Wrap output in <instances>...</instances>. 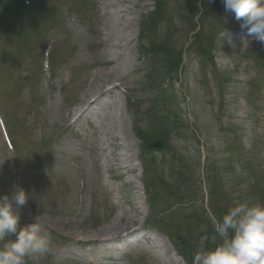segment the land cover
<instances>
[{"label": "rangeland", "instance_id": "obj_1", "mask_svg": "<svg viewBox=\"0 0 264 264\" xmlns=\"http://www.w3.org/2000/svg\"><path fill=\"white\" fill-rule=\"evenodd\" d=\"M122 5L114 3L107 8L111 15L109 20L105 14L101 15L98 13L94 29L96 30V35L94 37L91 36L90 40L91 46L95 49L97 47L96 57L89 56L87 52H81V46L88 44L85 41V32L89 27L84 26V33L81 37H77L66 19H64L63 25L68 29L69 36L65 43L56 48L54 56L57 62L56 85L60 86L62 84L66 87L65 93L68 95V102H74L73 105H76V107L80 105L81 99H84L82 98L83 94L94 80L100 83L99 90L109 89L114 85L123 87L119 91L110 90V95L104 97L105 101H109L112 104L109 117L110 113L115 114L112 117L113 127L108 121L105 122L103 119H99L102 125L101 122L97 121L98 129L96 130L95 126H93L91 132L85 133L86 142L90 146L94 145L100 149L98 154H92L90 159L83 158L80 152L73 148L72 143L76 142L73 135L69 131H64L58 127L54 129V123L59 122V110L63 107L62 102H58L55 96L53 99L48 94L45 96L41 91L40 93L37 92L39 127L36 130L30 123V119L27 118L26 107L28 105L25 101V95H22L21 100L18 102L15 100V94H11L13 85L6 83L1 87L2 93L5 94L3 95L4 106L14 131V137L18 143L17 147L21 161L28 167L19 177L17 176L16 184L10 183V181L12 182L11 175L13 171L7 163V153L0 138V195L7 194L13 188L19 187V183L29 192V201L24 207V215L21 221L30 223L31 218L37 214L46 218L48 230L52 235L53 252L43 257L41 263L46 260L47 263L53 260L54 264H82L80 263L82 261L74 257L72 253L81 252L87 255H96L99 248L97 249L95 246L91 248L92 245L82 248L78 243H83L89 238L112 236V234L117 233L122 235L126 230H130L137 224L147 221L145 209L140 214L135 207L128 205V203L127 206L123 207L119 202L114 203V201L113 203L116 204V207H113L110 198L105 195L103 190L104 188L107 189V176H109L110 167L112 166L116 169L118 166L114 164L118 163L124 156L131 157L139 154L141 142L137 139L135 140L136 142L131 140L133 136L132 127H138L143 129V131L149 129L150 133L152 131H160L158 125L150 126L151 119L144 120L142 118V114L152 107H148V101L144 100L140 103L142 97L139 95L141 89H144L146 82L150 83L147 80L150 79L151 75H153L154 80L159 81L162 77L160 65L157 67L154 65L151 68L150 62L141 66L138 61V51H143L141 45L148 46L150 44L147 37L144 40H140L139 35L137 36L138 25L141 20L140 14L143 11L144 13L149 12L150 9L148 8L150 6L144 9L142 2H139V0H123ZM94 11L91 9L90 12H87V22L85 21V23L88 24L91 21L92 24H95ZM231 23L232 26L235 24V27L239 28L235 18ZM203 25L206 35H209V33L216 35L215 51L213 52L219 59L216 67L221 72L226 68L228 69L226 70V76L229 81L224 83V90H227L228 98L231 100L235 95L239 96L240 99L239 92L244 94L248 91V87L244 85L245 83L236 79L245 76L240 73L245 66V62L239 58L243 50L242 45L239 46V51L235 49V44L233 45L234 48H228L225 40L218 36L221 29L217 25L215 26L212 23ZM111 26L113 28L116 26V29L113 30ZM144 29L147 31L146 27ZM183 30H185V27ZM183 30L178 31L173 27L172 33L168 35L162 26L155 31L157 38L153 39V41L156 44L159 43V45L165 43L174 50L185 51L189 46V39L187 31ZM115 36L119 37L120 40H115ZM50 37L52 36H48V38ZM105 39L113 42L114 46L106 45L107 41L105 42ZM73 42L76 43V52L73 50ZM139 44L141 48L138 50ZM248 55L252 56L251 53H248ZM97 57L112 63L101 64L98 62ZM84 62H87L88 65L94 62L95 65L89 68L85 66ZM187 62L188 67L184 76V83L181 86L182 91H179L177 95L183 98L184 110L190 112V115L188 113L190 118L188 116L183 117L196 123L200 142H197L193 137L186 141L195 154L186 153L187 155L183 157L184 167L182 174L176 169L179 167V159L175 163L176 157L173 154L168 155L166 158L167 163L164 160L165 157H161L160 154L157 155V158L161 164L160 166H162L161 178L166 184L172 186L174 183L181 182L180 189L187 192L188 185L182 184L185 180L190 184L191 188H194V192L197 195L204 196V203L180 208L181 198L176 199L174 197L179 204L176 207H172L173 209L177 208V210L167 216V221L180 223L181 228H169L162 225H156L155 227L158 231L170 235L174 240H178V243L183 241L189 251L191 249L196 253L201 248H209V245H204V241H198V234L205 232L207 227L205 223L197 224L195 218H185L192 212H201L204 207L207 209L208 188H212L211 190L218 197L216 202L218 210L221 203L225 209L232 206L235 202L258 203L259 201V203H264V120H262V124L250 121V116L245 120L248 107L247 109L245 108V102L242 100L238 101L236 99L234 102L227 103L225 111L224 106L220 108L218 104V84L212 71L206 69V67L199 66L192 55L187 57ZM115 64L121 67V72L119 71L120 78L117 80L111 78V75L108 76L114 72ZM67 69L69 71L71 69L68 75L64 74ZM29 73L30 70H25V67L20 71L23 77H27ZM63 74L71 77V79L66 80ZM201 82L206 83L207 86L201 84ZM178 86H180L179 81L176 82V87ZM125 89L126 91H124ZM96 91L98 89H94L91 94ZM90 95L88 96L91 97ZM187 97L190 98V103H188L189 99ZM133 101L135 103L132 109L130 105ZM56 104H58L57 108ZM237 107L239 110L236 112ZM229 110L235 111L232 116H229ZM66 112L67 109L64 106L63 113L68 116ZM243 127H247L245 131L242 130ZM77 128L84 132V128L81 125H78ZM229 129H231V132H228ZM50 130L65 140L66 144L54 145L50 148L42 144L43 140L46 142L50 140ZM124 135H127L128 138ZM117 136L118 141L115 140ZM149 136L150 134L146 137L150 139ZM153 139L155 138L150 140ZM130 143L134 146L130 147L132 145ZM254 145L258 147V150L248 155L250 156L251 169L246 170L239 157H244L245 151ZM203 150L206 153V157L208 156L205 161H203V154L201 153ZM239 150H241V156L238 155ZM94 158L97 159L98 173L96 171H88V160H93ZM49 159L54 160L51 165H48L51 162L47 161ZM251 161H258V164H252ZM40 163L46 164L43 171H37L35 168ZM134 164L138 166V163ZM72 166L77 167L78 170L72 168ZM204 167L206 170L205 177H203ZM170 169L173 174L172 179L167 175V171ZM115 171L114 174L116 175L122 174L121 171ZM79 179H84L85 181V196L82 205L77 203V183ZM129 179L131 178L128 177L127 180L129 181ZM119 186L121 188L118 191H121L124 201H134L136 204L138 197L135 194H141L142 192H133V188H129L126 185L123 187L116 185V191ZM168 190H170V187ZM154 191L162 199H158L159 204H156L155 211L161 212L164 206L167 207L164 204V200H168L165 187L159 184ZM109 193L112 195V200L117 196V193ZM246 193L252 196L241 199ZM254 195H257V200H254L256 199ZM176 200L171 198L170 204L173 205ZM183 203H185V200ZM120 218L124 219L123 222H120ZM128 219H132L134 222L125 224ZM113 225H115V228L112 227ZM109 229L115 230L110 231ZM164 237H154L157 245L162 249L160 252L162 257L158 258L156 255L155 258H150L149 260L143 257V264H163L173 260V255L171 256L173 253L172 246L168 239ZM104 264H110V262H105ZM173 264L175 263L173 262ZM178 264H182V262Z\"/></svg>", "mask_w": 264, "mask_h": 264}, {"label": "clouds", "instance_id": "obj_2", "mask_svg": "<svg viewBox=\"0 0 264 264\" xmlns=\"http://www.w3.org/2000/svg\"><path fill=\"white\" fill-rule=\"evenodd\" d=\"M223 3L225 11L235 13L241 30L264 42V0ZM28 201L23 187L0 195V264H41L53 252L46 218L37 214L21 226ZM213 229L220 242L198 250L192 264H264V203L235 202L213 220Z\"/></svg>", "mask_w": 264, "mask_h": 264}, {"label": "bare ground", "instance_id": "obj_3", "mask_svg": "<svg viewBox=\"0 0 264 264\" xmlns=\"http://www.w3.org/2000/svg\"><path fill=\"white\" fill-rule=\"evenodd\" d=\"M114 39L116 40H120V38L119 37H117V36H115L114 37ZM110 63V62H109ZM112 63V62H111ZM120 66H117L116 64H115V68H114V72H115V74H114V72L113 73H111V74H109L108 76H110L111 75V78H114V79H118V78H120ZM120 71V72H119ZM114 75H115V77H114ZM100 79V78H99ZM99 88H100V83L97 81V80H94L90 85H89V87H88V89L86 90V92H85V95H90L92 92H93V90L94 89H98V91H96L95 93H93V94H91V96L93 97L94 95H96V94H99V92H100V90H99ZM96 101H95V98H94V100L92 101V103L91 104H94ZM106 108H108V104H106ZM108 110V109H107ZM113 115H115L114 113H110V117H109V115H108V113H106V116H105V118H104V120L106 119V121H108V123L111 125V127H113V124H112V117H113ZM127 137V136H126ZM120 220V222H123V218H120L119 219ZM132 222H134L132 219H128V222H126L125 224H130V223H132ZM113 228H115V225H113L112 226ZM116 229H120V228H116ZM110 230V229H109ZM112 230H115V229H112ZM112 230H110V231H112ZM118 234V233H117ZM117 234H112V236H115V235H117ZM103 237H109V236H100V238H103ZM98 238V237H97ZM110 240L111 239H107L106 241L107 242H110Z\"/></svg>", "mask_w": 264, "mask_h": 264}]
</instances>
